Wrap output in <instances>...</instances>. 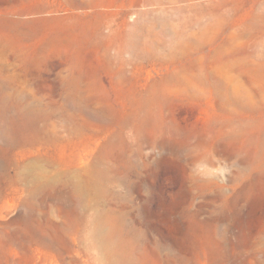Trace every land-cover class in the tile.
I'll list each match as a JSON object with an SVG mask.
<instances>
[{"label":"rangeland","instance_id":"obj_1","mask_svg":"<svg viewBox=\"0 0 264 264\" xmlns=\"http://www.w3.org/2000/svg\"><path fill=\"white\" fill-rule=\"evenodd\" d=\"M0 264H264V0H0Z\"/></svg>","mask_w":264,"mask_h":264}]
</instances>
